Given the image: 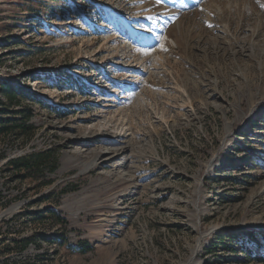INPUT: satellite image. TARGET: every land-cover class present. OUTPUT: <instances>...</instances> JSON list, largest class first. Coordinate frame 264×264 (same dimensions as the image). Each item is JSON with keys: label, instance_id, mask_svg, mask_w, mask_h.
I'll return each mask as SVG.
<instances>
[{"label": "rangeland", "instance_id": "rangeland-1", "mask_svg": "<svg viewBox=\"0 0 264 264\" xmlns=\"http://www.w3.org/2000/svg\"><path fill=\"white\" fill-rule=\"evenodd\" d=\"M181 1L0 0V264H264V0Z\"/></svg>", "mask_w": 264, "mask_h": 264}, {"label": "trees", "instance_id": "trees-1", "mask_svg": "<svg viewBox=\"0 0 264 264\" xmlns=\"http://www.w3.org/2000/svg\"><path fill=\"white\" fill-rule=\"evenodd\" d=\"M18 87L14 86L9 81H2L0 83V92L6 97V99L10 103H14L15 101V93ZM20 88V87H19ZM9 122V123H8ZM0 118V134L2 132H8L12 128L18 129H26L25 123L21 120L12 121ZM51 151H42L40 153H32L30 155H25L21 158L11 160V164L15 165L18 169H23L29 174H34L35 172H40L42 170V166L44 164H49L52 171H56L57 169V158L51 154ZM4 195L2 194V190L0 189V201L4 200ZM253 236L254 233H252ZM26 241V240H25ZM89 247V245H87ZM248 253H251V249L247 250Z\"/></svg>", "mask_w": 264, "mask_h": 264}, {"label": "bare ground", "instance_id": "bare-ground-1", "mask_svg": "<svg viewBox=\"0 0 264 264\" xmlns=\"http://www.w3.org/2000/svg\"><path fill=\"white\" fill-rule=\"evenodd\" d=\"M192 4V2L191 1H186V0H182L181 1V5H184V6H189V5H191Z\"/></svg>", "mask_w": 264, "mask_h": 264}]
</instances>
